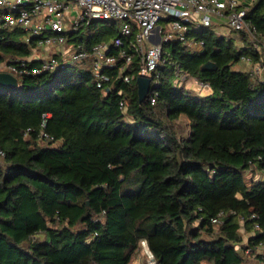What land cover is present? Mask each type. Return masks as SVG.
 Returning a JSON list of instances; mask_svg holds the SVG:
<instances>
[{"label":"trees","instance_id":"obj_1","mask_svg":"<svg viewBox=\"0 0 264 264\" xmlns=\"http://www.w3.org/2000/svg\"><path fill=\"white\" fill-rule=\"evenodd\" d=\"M247 20L262 39L264 0ZM103 21L71 39L89 49L120 34ZM26 33L0 25V65L33 54ZM240 39L194 27L165 44L155 104L139 99L138 56L129 83L98 87L84 62L0 85V264H131L143 239L157 264H248L264 247V179H247L264 170V77L240 65L264 62V48ZM180 70L209 92L179 83Z\"/></svg>","mask_w":264,"mask_h":264},{"label":"built area","instance_id":"obj_2","mask_svg":"<svg viewBox=\"0 0 264 264\" xmlns=\"http://www.w3.org/2000/svg\"><path fill=\"white\" fill-rule=\"evenodd\" d=\"M247 15L248 5L240 0H0V25L25 29L27 42L36 37L37 46L33 47V53L42 48L48 50V54L40 59L39 67L26 68L27 62L35 59L32 54L17 58L11 64L2 63L0 72H9L21 80L24 73L39 74L90 62L97 86L104 87L112 76L131 82L133 76L127 71L132 67L134 57L138 56L137 77H152L147 98L155 104L158 92L153 89L156 84L154 73L160 65L167 63L165 44L172 40L187 41L192 28L224 25L231 32L245 34L259 50H263L264 36L259 40ZM96 20L123 21L119 26L120 34L93 43L89 49L71 39L74 33ZM127 43L130 51L126 48ZM191 45L202 48L203 41H191ZM243 61L252 64L254 74L264 77V62L253 64L247 57ZM177 78L179 83L188 81V74L180 70ZM198 83V89L210 90L208 83ZM120 107L124 112L128 111L126 97L121 99ZM41 135L54 139L43 131ZM250 171L252 173L253 169ZM258 173L264 179V170ZM221 217L222 213L213 218V222L220 223ZM141 247L142 254L147 257L137 264H157L145 239L141 241Z\"/></svg>","mask_w":264,"mask_h":264},{"label":"rangeland","instance_id":"obj_3","mask_svg":"<svg viewBox=\"0 0 264 264\" xmlns=\"http://www.w3.org/2000/svg\"><path fill=\"white\" fill-rule=\"evenodd\" d=\"M114 21H116V25L118 27L121 26V24L123 22V21H119V20L118 21L117 20H114ZM104 22L105 21H103V20H97V23L99 25H102ZM227 30L230 32L229 29H227ZM228 35H229V37H234L236 41L241 42V39L239 37L240 34H237L236 32L233 31V32H231ZM37 51H38V53H41V49H39ZM250 66H251V69H252V64H250ZM240 68L244 69V67L242 66V64L240 65ZM77 69H78L77 67H68V70L69 71H77ZM187 85L190 88H192L195 92L201 93L203 95H205V94H207L209 92V91L204 90V89H198L199 88V83L195 79L188 80ZM181 124H182V126L186 125V121L184 119H182L181 120ZM180 128L182 129V127H180ZM185 132H186V130H185ZM262 177L263 176L261 175V173H257V172H255V174H252L251 172H248L247 173V179H248V181H251L253 179H260ZM243 235H244V237L246 239L247 234H243ZM259 254L260 255L263 254V248L258 249L256 252H250L249 251L248 253H246L247 260H248V264H261V258H260V255ZM145 257H147V256L143 255L142 254V251L139 250L138 254L136 255V257L134 258V260H133V262L131 264H137V263H139L140 259H141V261H144L145 260ZM204 264H208V263H204Z\"/></svg>","mask_w":264,"mask_h":264},{"label":"water","instance_id":"obj_4","mask_svg":"<svg viewBox=\"0 0 264 264\" xmlns=\"http://www.w3.org/2000/svg\"><path fill=\"white\" fill-rule=\"evenodd\" d=\"M157 30H159V27ZM217 67V64L213 61H208L202 65L203 70H215ZM136 82L138 86L139 99L142 102L147 98L151 90L152 77L138 76ZM18 84L19 80L15 75L9 72H0V85L11 88L18 86Z\"/></svg>","mask_w":264,"mask_h":264},{"label":"crops","instance_id":"obj_5","mask_svg":"<svg viewBox=\"0 0 264 264\" xmlns=\"http://www.w3.org/2000/svg\"><path fill=\"white\" fill-rule=\"evenodd\" d=\"M240 1H241L242 3L248 5V4H251V3H252L253 1H255V0H240ZM216 28H218V29H216ZM216 28H215V30H218L220 33L225 34L226 36H229L228 34L231 33V31L229 32V31L227 30L228 28H227L226 26H224V25H221V26L216 27ZM194 48H195L196 50H198V51L202 49L199 45L194 46ZM47 54H48V50L42 48V49H41V53H38V51H37L36 53L34 52V53H33V56H35L36 59H41V58L45 57ZM242 66L244 67L245 70H250V69H251L250 64H248V63H246V62H243Z\"/></svg>","mask_w":264,"mask_h":264}]
</instances>
